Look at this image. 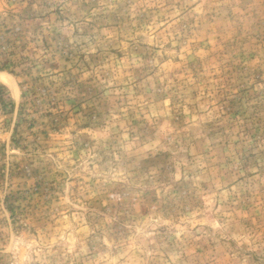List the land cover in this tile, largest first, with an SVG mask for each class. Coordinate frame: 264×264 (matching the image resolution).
I'll use <instances>...</instances> for the list:
<instances>
[{
    "label": "rangeland",
    "instance_id": "1",
    "mask_svg": "<svg viewBox=\"0 0 264 264\" xmlns=\"http://www.w3.org/2000/svg\"><path fill=\"white\" fill-rule=\"evenodd\" d=\"M0 264H264V0H0Z\"/></svg>",
    "mask_w": 264,
    "mask_h": 264
}]
</instances>
